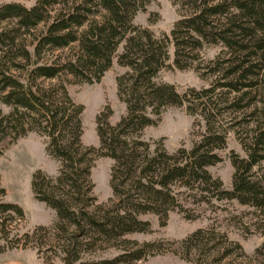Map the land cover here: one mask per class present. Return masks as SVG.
Listing matches in <instances>:
<instances>
[{
	"label": "trees",
	"instance_id": "obj_1",
	"mask_svg": "<svg viewBox=\"0 0 264 264\" xmlns=\"http://www.w3.org/2000/svg\"><path fill=\"white\" fill-rule=\"evenodd\" d=\"M149 1L0 3V103L8 107H0V141L7 138L6 146L34 131L44 137L45 154L58 163L55 175L38 168L30 177L33 197L54 211L49 224L18 232L24 211L3 199L0 185V238L6 246L48 251L61 264H124L156 250V241L125 237L150 230L143 216L154 215L159 225L173 209L187 216L183 202L189 198L235 199L264 220V0H182L183 12L161 36L132 22ZM213 46L214 54L203 58L201 51ZM113 57L126 67L115 77L124 109L111 122L112 110L104 105L94 116L97 145L84 144L83 105L66 84L97 82ZM171 66L192 67L210 79L183 89L155 80L160 69ZM181 105L203 122L190 147L168 151L160 139L141 137L164 108ZM229 130L243 155L229 154L226 188L207 166L220 160L217 150ZM99 156L112 160L110 195L102 201L90 178ZM214 236L217 242L209 243ZM180 244L183 257L205 249L204 264H264V240L248 255L225 234L197 227ZM108 249L115 253L99 255Z\"/></svg>",
	"mask_w": 264,
	"mask_h": 264
},
{
	"label": "rangeland",
	"instance_id": "obj_2",
	"mask_svg": "<svg viewBox=\"0 0 264 264\" xmlns=\"http://www.w3.org/2000/svg\"><path fill=\"white\" fill-rule=\"evenodd\" d=\"M3 1L10 0H0ZM25 5H30L33 0H14ZM182 0H150L143 11H138L132 22L146 26L155 36L168 34L173 21L183 12ZM148 17L153 19L148 21ZM122 42L117 46L116 52L121 49ZM168 59L171 61V45L168 44ZM217 50L216 46L205 48L201 51L203 58L211 57ZM126 67L117 64L115 57L110 66L103 72L97 82H69L66 84L71 98L83 105L81 112L82 134L84 144L97 145L95 134V114L108 105L112 113L109 117L115 121L123 112V104L116 95L115 77L123 72ZM210 77L200 76L192 67L189 68H162L156 74L155 80L173 83L178 89L185 86H204ZM2 110L7 106L0 103ZM203 129L202 119L198 115L186 113L184 105L167 106L164 108L154 125L146 126L141 134L143 139L152 142L160 139L168 151H173L179 146L190 147ZM7 138L0 141V146L6 144ZM44 137L34 131L3 147L0 154V185L5 189L4 200L18 203L25 219L20 223L18 232L29 230L34 224H49L54 217V211L42 201L36 200L31 192L30 177L35 169H41L49 175H55L58 163L48 157L44 152ZM231 151L243 155L233 131L229 130L224 147L217 150L220 160L207 166L209 172L218 176L224 187H230L232 166L229 161ZM112 160L99 156L93 161L90 168V178L94 183L93 193L98 201L105 200L110 195L108 186V173ZM185 214L176 209L170 210L166 221L159 225L154 215H144L150 220V230L147 232H132L125 235L128 239L137 241H156L153 253L147 254L143 259L134 260L124 264H204L208 261L209 254L204 249H192L186 257L183 245L180 244L187 234L197 227L212 228L217 234H225L232 241L239 243L245 254H251L253 249L264 240V220L252 206L238 203L235 199H219L208 202L189 198L184 201ZM11 230L10 233H12ZM216 237V238H215ZM214 236L209 243L217 242ZM5 246V247H4ZM3 247V248H1ZM238 251V250H237ZM115 250L108 249L99 253L109 256ZM0 264H61L57 256L48 251L36 252L34 248L8 247L0 238Z\"/></svg>",
	"mask_w": 264,
	"mask_h": 264
}]
</instances>
